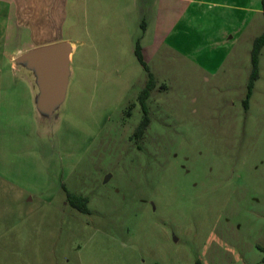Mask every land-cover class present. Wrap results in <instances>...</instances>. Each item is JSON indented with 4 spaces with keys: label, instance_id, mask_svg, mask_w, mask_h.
<instances>
[{
    "label": "rangeland",
    "instance_id": "obj_1",
    "mask_svg": "<svg viewBox=\"0 0 264 264\" xmlns=\"http://www.w3.org/2000/svg\"><path fill=\"white\" fill-rule=\"evenodd\" d=\"M127 2L67 0L71 77L60 122L39 127L12 68L24 33L0 0V264H264V47L243 104L258 30L147 56L153 23ZM137 44L155 86L133 136Z\"/></svg>",
    "mask_w": 264,
    "mask_h": 264
},
{
    "label": "crops",
    "instance_id": "obj_2",
    "mask_svg": "<svg viewBox=\"0 0 264 264\" xmlns=\"http://www.w3.org/2000/svg\"><path fill=\"white\" fill-rule=\"evenodd\" d=\"M12 5L10 16L19 30L24 33L23 45L18 53L36 46L59 40L64 20L67 0H9ZM130 11L144 17L146 32L148 24L153 23L155 35L142 48L150 56L156 41L169 43L183 53L189 42L198 38L210 43H227L237 36V40L246 34L254 39L264 31V19L261 0H127ZM137 16V15H136ZM147 19V22L145 21ZM150 21V22H149ZM231 34L230 37L228 35ZM158 37V38H157ZM169 40V41H166ZM177 53V52H176ZM178 54V53H177ZM197 56V55H196ZM198 58V57H196Z\"/></svg>",
    "mask_w": 264,
    "mask_h": 264
},
{
    "label": "water",
    "instance_id": "obj_3",
    "mask_svg": "<svg viewBox=\"0 0 264 264\" xmlns=\"http://www.w3.org/2000/svg\"><path fill=\"white\" fill-rule=\"evenodd\" d=\"M73 47L71 42L61 40L33 47L12 58V68L30 87L39 127L60 122L57 112L64 104L71 77Z\"/></svg>",
    "mask_w": 264,
    "mask_h": 264
},
{
    "label": "trees",
    "instance_id": "obj_4",
    "mask_svg": "<svg viewBox=\"0 0 264 264\" xmlns=\"http://www.w3.org/2000/svg\"><path fill=\"white\" fill-rule=\"evenodd\" d=\"M261 5H262L263 12H264V0H261ZM263 47H264V31L253 39L252 50H251L252 68H251L250 76H249L248 83H247L246 97H245V100L243 102L245 108H247V106H248V102H249V99H250L251 94H252L254 82H255V80H257V78L259 76L258 55H259V53ZM134 53H135L138 61L141 63V65L145 69V71H147V75H148L147 82H146L145 86L142 88V91L140 92L139 97H138L139 102L142 106L144 115H143V118H142L138 128L135 130V132L133 134V136H137V135L140 136L141 133L146 128L147 124L149 123V118L147 116V111H146L145 100L147 99L151 90L155 86V77H154L153 73L149 70L147 63L144 61V58H143V55L141 52V47L139 46V44L136 45V47L134 49ZM67 200H68L69 204L71 206H73L74 208H76L77 210H79L81 212H87L88 211L86 205H84V203L87 200L85 197H80V196H77L75 194H72L71 192H67ZM196 264H201V263L199 260H196ZM260 264H262V263H260Z\"/></svg>",
    "mask_w": 264,
    "mask_h": 264
}]
</instances>
